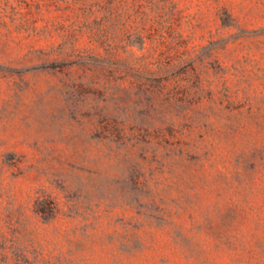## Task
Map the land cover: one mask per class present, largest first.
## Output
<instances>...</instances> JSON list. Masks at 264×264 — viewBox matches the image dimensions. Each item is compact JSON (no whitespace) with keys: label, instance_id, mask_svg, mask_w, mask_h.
Returning <instances> with one entry per match:
<instances>
[{"label":"rangeland","instance_id":"374dc122","mask_svg":"<svg viewBox=\"0 0 264 264\" xmlns=\"http://www.w3.org/2000/svg\"><path fill=\"white\" fill-rule=\"evenodd\" d=\"M0 264H264V0H0Z\"/></svg>","mask_w":264,"mask_h":264},{"label":"trees","instance_id":"16d2710c","mask_svg":"<svg viewBox=\"0 0 264 264\" xmlns=\"http://www.w3.org/2000/svg\"><path fill=\"white\" fill-rule=\"evenodd\" d=\"M20 6H28L29 8H33L36 6L37 8H41V4L43 0H17Z\"/></svg>","mask_w":264,"mask_h":264}]
</instances>
